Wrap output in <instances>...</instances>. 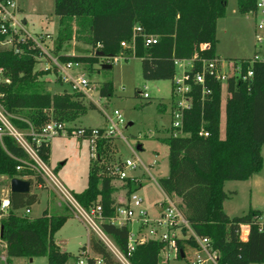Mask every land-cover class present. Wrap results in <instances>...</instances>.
I'll use <instances>...</instances> for the list:
<instances>
[{
  "label": "trees",
  "instance_id": "trees-1",
  "mask_svg": "<svg viewBox=\"0 0 264 264\" xmlns=\"http://www.w3.org/2000/svg\"><path fill=\"white\" fill-rule=\"evenodd\" d=\"M237 3L242 14L257 9V0H237ZM227 7L228 0H55L60 28L54 52L63 62H83L90 72L103 56L99 51L92 55L66 54L63 45L73 38L72 30L64 27L66 21L76 19L79 26L87 28L90 42L94 46L100 43V51L105 56H115L122 51L121 42L131 41L134 27L141 25L145 33L159 35L158 42L150 45L141 34L135 38V56L142 61L146 79L173 80L176 60L184 59L194 60L190 72L193 76L201 70L205 60L219 57L218 21L226 16ZM5 37L0 31V41ZM20 46L22 52L0 48V68L5 78L0 81V104L16 128L40 132L51 121L75 122L96 108L94 103L85 101L82 93L67 89L62 93L46 90L40 76L50 73L51 69L35 70L40 49H29L27 43ZM251 68L254 74L248 80L232 77L228 81L224 136L219 110L223 86L212 80L208 83L212 92L204 99L201 85L193 83V105L185 112L184 134H171L163 139L169 147V173L161 177L159 183L169 196L181 197L186 218L198 235L210 238L212 249L218 253V264L264 263L262 210L251 206L245 214L233 217L224 210V201L229 198L225 182L248 180L264 167V61H254ZM54 70L58 72L57 68ZM113 94V81L104 82L100 95ZM203 129L209 131V136L200 134ZM28 137L32 140L31 135ZM114 138L99 141L98 159L90 164L88 186L75 193L85 208L101 204L106 219L116 214L121 204L119 193L127 198L142 186L130 178L117 181L105 174L108 162L100 161L110 152ZM33 143L47 163L50 140ZM28 160L32 161L30 155L14 136L8 133L0 136V175L10 179L28 177L31 188L34 184H42V176L26 166ZM18 165L24 167L18 170ZM9 198L11 206L5 217L0 218V238L6 243L8 259L46 256L48 264H68L71 258L78 260L79 256L62 250L55 239L70 214H54L49 209L37 217L26 214L25 210L31 209L40 199L32 190L11 191ZM242 224L250 226L247 240L241 239ZM102 227L131 264L161 263L163 242L149 240L138 244L128 254L129 227L106 221ZM88 244L102 259V264H123L100 237L90 235ZM178 244L181 250L186 244L199 247L192 236L179 239ZM179 257L182 258L181 253ZM89 264H95V259L91 258Z\"/></svg>",
  "mask_w": 264,
  "mask_h": 264
},
{
  "label": "rangeland",
  "instance_id": "rangeland-1",
  "mask_svg": "<svg viewBox=\"0 0 264 264\" xmlns=\"http://www.w3.org/2000/svg\"><path fill=\"white\" fill-rule=\"evenodd\" d=\"M17 3L21 7L17 15L22 19L25 28L35 37L43 35V45L51 54L56 55L54 50L60 18L55 14V0H17ZM260 17L254 13H240L237 0H228L227 14L218 21V55L232 59L253 57L255 51L259 49L255 33ZM64 27L72 30L73 37L63 45L62 50L66 54H94L92 51L96 45L90 42L87 28L79 26L76 19L66 21ZM48 34L51 37H48ZM5 47L0 45V48ZM122 52L117 55H121ZM125 54L126 58L113 64L112 68L101 67L107 60L102 57L93 65L90 72L87 69L83 70L94 88L91 92L92 99L84 95L85 101L94 103L96 108L90 109L75 122L65 123L69 127H105L108 124L107 115L113 114L115 109L122 112L125 119L122 132L125 138L116 135L111 142L110 152L107 153L106 158L103 156V159L105 162L127 157L141 159V168L136 171L142 185L139 192L144 198V207L153 215L156 210L155 205L166 200V195L159 186V179L166 176L169 171V149L163 139L174 134L171 128L168 129L169 133L167 131V127L171 124L173 80L146 79L143 75L141 59L129 55L128 52ZM49 61H51L49 57L43 58L35 65V70H46ZM50 69V73L40 76L44 88L52 93H62L64 89L71 91L70 83L64 82L60 77L62 72L56 73L53 68ZM70 71L75 77L81 74L79 67ZM183 71V67L176 65L175 76H181ZM3 78L0 73V80ZM109 80L114 83V94L101 96L100 87ZM145 86L150 97L140 95V91H144ZM227 99L228 92L224 90L219 108L222 136L225 134ZM71 132L68 135L47 137L50 140L51 151L50 159L46 164L57 180L75 195L87 188L90 164L95 159L90 142ZM139 145H141L140 149ZM262 154L264 157V145ZM147 167L149 171L145 170ZM11 180L5 175H0V198L7 195L11 188ZM2 189L6 192L3 193ZM225 189L229 193V198L224 201V210L230 216L245 214L253 206L263 210L264 220V169L250 180L229 181ZM31 190L38 193L40 198L32 206L31 216H40L45 209H49L54 214L71 215L57 231L55 239L63 250L68 251L72 256H79L86 249L84 246L88 244L90 235L98 236L96 231L67 205L52 180H44L41 187L34 184ZM2 217L5 215H0V218ZM184 251L185 258H180L175 251H170L168 259L161 251L160 264H191L197 250L186 244ZM116 258L119 260L118 257ZM73 260L74 258H71L68 264H73ZM0 264H48V259L46 256L33 258L13 256L8 259L6 243L0 238Z\"/></svg>",
  "mask_w": 264,
  "mask_h": 264
},
{
  "label": "built area",
  "instance_id": "built-area-1",
  "mask_svg": "<svg viewBox=\"0 0 264 264\" xmlns=\"http://www.w3.org/2000/svg\"><path fill=\"white\" fill-rule=\"evenodd\" d=\"M19 6L17 0H0V31L6 37L0 41V45L6 46L5 48L14 49L16 52H22L23 49L20 44H28L29 49H40L36 58L41 61L43 58L49 57L51 61L47 62L46 70L50 68H57L58 72H62L60 76L64 82L70 83L71 91L82 93L83 96L87 95L92 99V90L94 89L91 81L85 76L83 71L84 63L80 61H67L63 62L56 54H51L49 50L43 45V35L35 37L24 26L22 19L17 15ZM261 17L258 20L256 28V43L259 47L257 52L251 58H224L217 57L203 62L201 70L194 73L192 76L190 72L194 67L193 59L176 60V65L184 68L181 76L173 78L172 90V104H171V124L170 128L174 134H184V116L186 110L190 109L193 105L194 98V84L201 85V92L203 99L207 94L212 92L208 83L212 80L222 83L223 91H227V85L230 78L242 79L244 81L251 78L254 74L251 66L254 61H264V0H257V9L254 12ZM142 35L147 45L158 42L159 37L154 34H147L144 32L141 25L134 27L133 38L131 41L123 40L121 46L123 52L121 55L103 56L107 58L106 62L115 64L121 59L126 58V52L129 55L135 56V38L137 35ZM51 37L50 34L47 35ZM102 45L98 43L92 51L96 53L100 51ZM136 57V56H135ZM79 67L81 69L80 75L73 76L71 69ZM2 74V69L0 68ZM1 79L0 81L4 80ZM9 81V79H6ZM194 83V84H193ZM228 92V91H227ZM140 95L150 97L147 86L144 91H140ZM0 120L3 126L0 127V136L8 133L14 136L20 145L28 152L32 161H25L26 166L36 171L42 176L44 180H52L58 187L63 200L67 205L91 226L96 231L98 236L104 241L108 248L114 253L116 257L123 264H131L127 256L117 247L112 238L103 230V222H109L116 226H128V254L135 250L138 244L145 243L149 240H156L163 242L162 253L167 257L170 251H175L177 256L181 253L178 240L188 237H194L198 243L197 251L191 264H218V253L212 249L210 238L201 237L192 228L189 220L186 218L182 202H179L172 196H167L165 201L158 203L161 208L157 214H150L149 210L144 207V198L140 194V189L133 191L127 198L124 195L118 197L121 204L117 207L116 214L110 218L103 216V208L101 204L94 205L90 208H85L77 200L74 194L69 192L55 177L52 171L47 166L46 162L39 156L37 149L33 143L40 144L43 139L56 135H68L70 132L78 137L86 138L90 142V148L94 159H98V144L101 139L115 137L120 135L125 138L122 132L125 119L119 109H115L113 114L107 115L108 124L105 127H69L64 122L51 121L47 123L42 131L36 132L31 130L25 132L16 128L9 120V114L0 104ZM70 128H74L70 130ZM92 128V129H91ZM200 134L209 136V131L202 130ZM28 135L32 136V140ZM135 152V150H134ZM105 162V161H100ZM24 166L18 165L17 169L21 170ZM141 168V159L139 157H127L119 161H112L105 163V174L114 180L122 181L125 179H132L140 183V178L136 171ZM43 186L42 184H39ZM5 193L6 190L2 189ZM10 192L1 198L0 215H5L11 206ZM26 214L31 213V209L25 210ZM243 225V224H242ZM242 235V226H241ZM242 239V237H241ZM86 249L82 251L76 264H89L91 258L95 259V264H102V259L98 257L87 244Z\"/></svg>",
  "mask_w": 264,
  "mask_h": 264
},
{
  "label": "water",
  "instance_id": "water-1",
  "mask_svg": "<svg viewBox=\"0 0 264 264\" xmlns=\"http://www.w3.org/2000/svg\"><path fill=\"white\" fill-rule=\"evenodd\" d=\"M100 56H105L103 51H99ZM113 64L111 63H102L101 67L105 69L112 68ZM141 148V145L138 146ZM31 190V182L28 179H23L15 177L11 180V191L12 192H29ZM0 210H1V198H0ZM186 254L184 250H181V257L185 258Z\"/></svg>",
  "mask_w": 264,
  "mask_h": 264
},
{
  "label": "crops",
  "instance_id": "crops-1",
  "mask_svg": "<svg viewBox=\"0 0 264 264\" xmlns=\"http://www.w3.org/2000/svg\"><path fill=\"white\" fill-rule=\"evenodd\" d=\"M20 7V6H19ZM21 8V7H20ZM257 52V50L255 51V53ZM218 54V53H217ZM218 56H220V55H218ZM220 57H222V56H220ZM239 58H247V57H239ZM130 124H132V122L130 123ZM170 128V126H168L167 127V131H168V133H169V129ZM168 149H169V147H168ZM168 160H169V153H168ZM263 169H264V167H263ZM262 169V170H263ZM145 170H147V171H149L148 170V167L147 168H145ZM262 170L259 172V173H257V174H255V175H253L250 179H252L254 176H256V175H258V174H260L261 172H262ZM168 173H169V171H168ZM168 175V174H167ZM166 175V176H167ZM250 179H248V180H250ZM229 181H233V180H227L226 182H225V186H224V188L226 187V184L229 182ZM42 185H39V187H41ZM159 186L161 187V185H160V183H159ZM161 189H162V187H161ZM226 190V189H225ZM162 191L164 192V190L162 189ZM165 193V192H164ZM122 195V193H119V195L118 196H121ZM165 195H166V197L167 196H169L168 194H166L165 193ZM172 197H174L175 199L177 198V199H179L178 201L179 202H182V199H181V197H179V196H176V195H172ZM160 202H162V201H160ZM160 202H158V203H160ZM158 203L155 205V213L154 214H157L158 213V211H160L161 210V208H159L158 207ZM253 207V206H252ZM253 208H256V207H253ZM256 209H259V208H256ZM260 210H262V209H260ZM31 212H32V208H31ZM226 212V211H225ZM262 212H263V210H262ZM227 213V212H226ZM153 214V215H154ZM228 214V213H227ZM229 215V214H228ZM230 216V215H229ZM237 216V215H236ZM231 217H233V216H231ZM260 221L262 222V223H264V220H263V214H262V216H261V219H260ZM249 231H250V226L248 225V224H243L242 225V235H241V237H242V240H247L248 239V235H249ZM246 232V233H245ZM63 250V249H62ZM66 251V250H65ZM74 262H73V264H76V262H77V260H73Z\"/></svg>",
  "mask_w": 264,
  "mask_h": 264
}]
</instances>
